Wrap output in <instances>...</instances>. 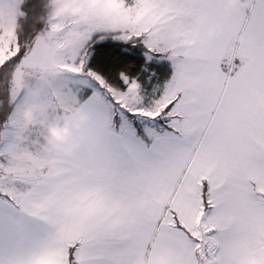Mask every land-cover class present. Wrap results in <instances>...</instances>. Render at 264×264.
<instances>
[{"label":"snow or ice","instance_id":"6c2138e0","mask_svg":"<svg viewBox=\"0 0 264 264\" xmlns=\"http://www.w3.org/2000/svg\"><path fill=\"white\" fill-rule=\"evenodd\" d=\"M37 4L0 0V264H264V0Z\"/></svg>","mask_w":264,"mask_h":264},{"label":"trees","instance_id":"16d2710c","mask_svg":"<svg viewBox=\"0 0 264 264\" xmlns=\"http://www.w3.org/2000/svg\"><path fill=\"white\" fill-rule=\"evenodd\" d=\"M50 2L51 0H38L36 8L29 10L32 13V23L29 26V31H31L32 27H34L40 21L45 11H47V9L50 7ZM21 23H23V21ZM17 30H20L19 26H17Z\"/></svg>","mask_w":264,"mask_h":264},{"label":"rangeland","instance_id":"374dc122","mask_svg":"<svg viewBox=\"0 0 264 264\" xmlns=\"http://www.w3.org/2000/svg\"><path fill=\"white\" fill-rule=\"evenodd\" d=\"M58 5H59V0H51L50 7L47 9V11H45L42 18L36 25L42 26L49 15H55Z\"/></svg>","mask_w":264,"mask_h":264}]
</instances>
